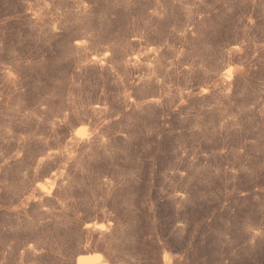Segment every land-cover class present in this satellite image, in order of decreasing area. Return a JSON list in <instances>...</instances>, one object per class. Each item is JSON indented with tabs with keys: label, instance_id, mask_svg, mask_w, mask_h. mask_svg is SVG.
<instances>
[{
	"label": "rangeland",
	"instance_id": "1",
	"mask_svg": "<svg viewBox=\"0 0 264 264\" xmlns=\"http://www.w3.org/2000/svg\"><path fill=\"white\" fill-rule=\"evenodd\" d=\"M94 253L264 264V0H0V264Z\"/></svg>",
	"mask_w": 264,
	"mask_h": 264
},
{
	"label": "bare ground",
	"instance_id": "2",
	"mask_svg": "<svg viewBox=\"0 0 264 264\" xmlns=\"http://www.w3.org/2000/svg\"><path fill=\"white\" fill-rule=\"evenodd\" d=\"M97 227L102 228L103 225H97ZM101 254L99 253H94V254H89V255H83L79 257V263L80 264H98L99 260L101 259Z\"/></svg>",
	"mask_w": 264,
	"mask_h": 264
}]
</instances>
